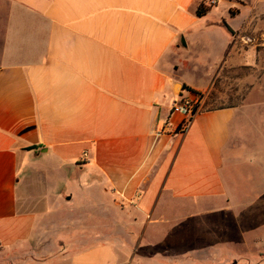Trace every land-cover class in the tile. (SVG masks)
I'll return each mask as SVG.
<instances>
[{"label": "crops", "instance_id": "obj_1", "mask_svg": "<svg viewBox=\"0 0 264 264\" xmlns=\"http://www.w3.org/2000/svg\"><path fill=\"white\" fill-rule=\"evenodd\" d=\"M200 1L0 0V264H218L203 205L264 213V0ZM177 82L219 104L183 133Z\"/></svg>", "mask_w": 264, "mask_h": 264}, {"label": "rangeland", "instance_id": "obj_2", "mask_svg": "<svg viewBox=\"0 0 264 264\" xmlns=\"http://www.w3.org/2000/svg\"><path fill=\"white\" fill-rule=\"evenodd\" d=\"M244 1H251V0H244ZM219 11H221L223 14L226 12L224 10V4L220 2L218 4ZM227 13V12H226ZM1 29V26H0ZM260 41L257 42V40H253V44H259ZM257 64L264 65V47H258L257 48ZM186 52V51H185ZM192 54V53H191ZM200 54H197L194 57H191V60L195 58L194 61H191V64L182 63L179 67V72L177 74L178 77H180L182 80L189 82L193 85L195 88H199L201 86L203 73L202 71L198 70V67L194 66L193 64L196 62V58L199 57ZM196 67V68H195ZM255 76L257 78L261 77V73H263L262 68L258 71L255 68ZM176 84H180L179 87H175V95L176 97H185V99L192 98L194 102H197V104H201L202 108H208L213 107L215 105H219L216 103H208L207 99L203 103H200L203 100V92H199L201 95H196L190 92L189 97L187 92L188 90H196L193 87H189L186 83L181 84L180 82H177ZM248 88V85H245L243 87V90H246ZM207 93V91H205ZM213 95V92L211 91L209 93V96ZM37 189L35 188V191ZM195 204L194 207H198L197 209H201L199 206L204 201H194L192 202ZM250 204L249 198L247 197H235L233 199V206H235L237 209H235L238 214L235 215H222L218 209H214L217 205L215 201H211V205L204 204L203 206L211 207L209 208L205 214H203L202 211H200V214L197 215V219L193 222L198 224L202 223L206 225L207 229H221L224 231L218 232L209 230L207 231V235L205 236V239L207 240V244L209 243L210 246L204 247V251L206 255L211 256L214 258L218 264H222L224 262H233L237 261L238 264H253L257 259V256L255 254V250H261L264 246V213L259 214H252L250 211H247L246 208H243L244 206ZM203 207V208H204ZM227 230V232H226ZM231 231V232H229ZM140 231H130L128 232L131 236L133 235L137 238V236L140 235ZM112 233V232H111ZM160 233V232H157ZM227 234V236H225ZM262 238L263 240L256 243H254V238ZM135 239V238H134ZM128 242V241H126ZM111 244H114L113 241H111ZM116 255L122 256V257H133L137 256L139 254L140 249L131 247V246H122L117 247L115 246L113 248Z\"/></svg>", "mask_w": 264, "mask_h": 264}, {"label": "built area", "instance_id": "obj_3", "mask_svg": "<svg viewBox=\"0 0 264 264\" xmlns=\"http://www.w3.org/2000/svg\"><path fill=\"white\" fill-rule=\"evenodd\" d=\"M207 3L211 6H214L216 4V1L208 0ZM171 111L182 116V120L178 124V131L180 133H183L187 130L192 118L199 111V104H197V102H194L192 98L178 99L173 102Z\"/></svg>", "mask_w": 264, "mask_h": 264}, {"label": "trees", "instance_id": "obj_4", "mask_svg": "<svg viewBox=\"0 0 264 264\" xmlns=\"http://www.w3.org/2000/svg\"><path fill=\"white\" fill-rule=\"evenodd\" d=\"M212 7L213 6L207 3V0H201L196 9V16L198 18L205 16L211 10ZM229 14L231 16H234L236 14V10H230ZM188 91L196 95H201L199 92L191 90V89H189Z\"/></svg>", "mask_w": 264, "mask_h": 264}, {"label": "water", "instance_id": "obj_5", "mask_svg": "<svg viewBox=\"0 0 264 264\" xmlns=\"http://www.w3.org/2000/svg\"><path fill=\"white\" fill-rule=\"evenodd\" d=\"M182 43H183V45H185L184 42H183V40H182ZM177 86L179 87L180 84H175V86H174V91H175V87H177Z\"/></svg>", "mask_w": 264, "mask_h": 264}, {"label": "bare ground", "instance_id": "obj_6", "mask_svg": "<svg viewBox=\"0 0 264 264\" xmlns=\"http://www.w3.org/2000/svg\"><path fill=\"white\" fill-rule=\"evenodd\" d=\"M177 87H178V86H177ZM177 87H176V88H177Z\"/></svg>", "mask_w": 264, "mask_h": 264}]
</instances>
